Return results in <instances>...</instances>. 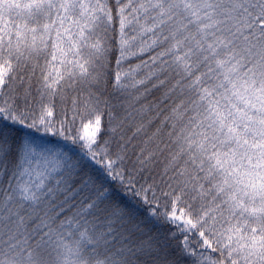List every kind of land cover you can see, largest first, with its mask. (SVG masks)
Returning a JSON list of instances; mask_svg holds the SVG:
<instances>
[{"label":"snow or ice","instance_id":"6c2138e0","mask_svg":"<svg viewBox=\"0 0 264 264\" xmlns=\"http://www.w3.org/2000/svg\"><path fill=\"white\" fill-rule=\"evenodd\" d=\"M0 264H264V0H0Z\"/></svg>","mask_w":264,"mask_h":264}]
</instances>
